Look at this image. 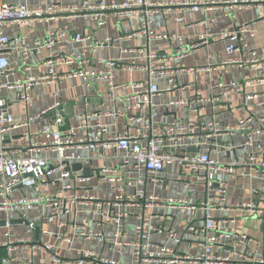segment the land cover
<instances>
[{
  "label": "built area",
  "instance_id": "2783aa9c",
  "mask_svg": "<svg viewBox=\"0 0 264 264\" xmlns=\"http://www.w3.org/2000/svg\"><path fill=\"white\" fill-rule=\"evenodd\" d=\"M62 1V0H60ZM264 4V0H173L169 2H155L153 0H73L69 5L55 3L44 8H30L24 4H13L9 0H0V211L11 212L17 215L23 226L34 233L39 229L37 240L35 235L15 236L13 226L6 221L0 237V264H36L34 252H40L48 258L51 264H61L58 256L56 242H71L72 239L94 240L103 246H129L131 256L129 264H231L232 258L222 255L221 252L233 253L227 250L222 240L235 238L239 244H248L249 238L245 234H236L233 231H222L217 221L212 217L214 211L213 199L199 202L196 205H188L181 201H159L154 195H147L145 191L134 190L126 193L125 187H131L132 182L124 180L121 172L133 170L151 174L150 181L155 182L156 176L161 174L168 165L180 166V174L185 176L186 171L204 184L206 191H215L221 198L226 192L225 186L238 177L246 174L242 167L251 171L260 172L264 178V149L260 144V138L264 131L256 126L257 120L248 117L238 121V128L244 132V141L239 146L243 159L234 158L228 163L211 158L208 152L189 153L188 149L199 148L203 140L214 139L225 130L211 119L206 123L194 124L192 122H180L173 120L165 124H153L151 113L154 111V99L161 93L155 79L166 82L165 92L179 87L177 77L184 70L180 60L186 52L175 51L172 55L140 53L142 64H122L115 60L99 58L96 68L92 67V61L87 52H94L97 48L112 43L111 37L102 41L95 40L90 34L76 33L67 25L59 29L46 31L45 35L27 44L26 36L19 33L22 27H31L37 24L65 19L68 22L76 20L91 21L98 27L104 26L108 18L118 20L137 17L140 21L136 34H143L149 40H168L174 43L178 40L176 35H157L152 32L151 16L155 13H164L173 8L178 10L174 17L178 23L183 22L186 12L214 11L218 9L224 16L234 17L235 10H241L250 6ZM233 11V12H232ZM15 29L13 37L5 33L6 28ZM135 33L128 36L131 38ZM255 32L249 24H234L232 31H223L216 36V40L230 42L225 51L231 55L242 53L247 48V39L253 38ZM207 42L204 36H200L190 45L194 49ZM68 45H79L81 50L67 48ZM124 53H135L136 50H123ZM45 53V73L38 76H27L24 79L16 78L11 82L7 79L16 74L7 56L16 54L25 64L31 56H39ZM226 65H234L239 68L248 67L257 72V78L243 83L230 81L216 85L217 94L204 98L203 101L213 104L221 98H225L230 92L240 93L246 86L254 83H264V59L257 57L254 51L246 56L227 58ZM57 68H65L66 72L56 73ZM26 69H29L28 67ZM127 72H146L148 84L141 82L129 83L131 98L134 103L126 107L132 111L127 118L126 113H119L121 118L135 124L129 126L122 133H112L109 126L98 120H92L96 114L83 112L77 115L74 124L65 129L58 126L61 122V114L56 113L54 127H48L39 131L30 129L29 117L26 121H15L10 113V102L3 96L6 90L17 89L18 100L23 112H28L32 106L30 91L34 87L47 84L60 83L65 78H77L90 84L91 80L104 82L109 90L115 89V70ZM194 74L198 70H187ZM256 99L255 95H245V100ZM184 104L185 102H181ZM264 109V104H258ZM58 103L48 110H56ZM46 110V111H48ZM240 110V109H238ZM46 111L42 112L45 113ZM148 111V116L141 112ZM193 111H196L193 109ZM261 121L264 122L263 119ZM23 130L20 136L22 148L9 149L7 141L13 131ZM97 151L98 158H103L107 150L123 151L121 163L115 168L102 167L99 175L102 181L110 184L115 189L114 198L101 201L95 196L77 191V184L85 183L88 177L74 173L72 165L77 162H88L77 152ZM50 154L49 156H45ZM53 157H50V156ZM137 184H143L142 181ZM189 183H184L188 188ZM51 186L53 190H44ZM26 189L33 195L13 196L16 189ZM254 197L258 193L254 192ZM161 204L168 207H186L190 210L201 209L204 212L203 224L196 227L189 224L188 232L201 248L199 254H181L177 249L156 245L150 241L152 233L167 234L174 245H179L182 238L177 231L155 226L152 222L146 223L143 218L135 226L134 240L126 243L122 240V224L129 216L128 208H151L152 205ZM81 205H89L94 220L108 219L116 224L115 231L92 232L83 227L72 224L74 233L71 237L60 235L64 227L62 218L69 217L75 209ZM107 206L112 213L108 216L102 214V209ZM247 210L252 215L264 218V208H258L254 202L236 204L235 208ZM46 211L40 214L36 222L28 218L29 212ZM43 224L53 225L56 230L50 233L43 229ZM42 236H51L54 243H44ZM215 249L218 253H213ZM88 260L94 264H122L112 259L101 257L98 253L89 250H75L73 264H86ZM244 264H264V258H254Z\"/></svg>",
  "mask_w": 264,
  "mask_h": 264
},
{
  "label": "crops",
  "instance_id": "0c3cea01",
  "mask_svg": "<svg viewBox=\"0 0 264 264\" xmlns=\"http://www.w3.org/2000/svg\"><path fill=\"white\" fill-rule=\"evenodd\" d=\"M13 4H24L30 8H44L55 3L69 5L73 0H9ZM155 2H169L173 0H153ZM233 12V11H232ZM178 10L173 8L164 13H155L151 16L152 32L157 35H176L178 40L170 43L168 40H149L143 34H136L140 27V21L137 17H130L125 20L117 18H108L105 25L98 27L94 22L76 20L68 22L65 19L49 21L47 23L37 24L31 27H22L19 33L26 36L27 44L42 38L46 31L59 29L64 25L76 33L90 34L95 40L102 41L106 37L113 39L112 43L97 48L94 52H87L92 61V67L96 68L97 60L103 58L106 60H115L122 64H142L140 53L149 52L152 54L172 55L179 50L186 52L180 60L184 70L178 75L177 81L179 87L172 91L165 92L166 82L155 79L161 93L154 99V111L151 113L153 124H165L173 120L180 122H192L194 124L206 123L213 119L223 130L219 136L214 139L203 140L197 152H208L211 158L219 160L222 163H228L234 158L243 159L242 151L239 146L244 141V132L238 128V121L253 117L256 126L264 131V109L258 104H264V83H254L252 86H246L240 93L230 92L225 98L218 102L210 104L203 101L204 98L212 97L219 90L216 85L219 83H229L230 81L246 82L254 80L259 75L251 68H239L234 65H226L227 58L246 56L250 51H254L258 58L264 59V4L250 6L233 12L234 17H226L218 9L214 11L186 12L183 22L178 23L174 17ZM234 24H249L255 35L247 39V48L242 53L227 54L225 47L230 43L228 41L216 40V36L223 31H232ZM5 33L13 37L15 29L10 27L5 29ZM135 33L131 38L129 35ZM204 36L207 42L194 49H189L198 37ZM67 48L81 50L79 45H68ZM136 50L135 53H124L123 50ZM45 53L39 56H31L25 64H22L20 57L16 54L7 56L8 62L12 68L16 69V74L8 78L12 81L16 78L24 79L27 76H38L45 73L43 64ZM29 69H26V68ZM198 70L194 74L187 70ZM65 68H57L56 73L66 72ZM148 75L146 72H127L115 70L114 85L115 89L109 90L102 81L91 80L86 84L81 79L65 78L59 84H47L34 87L30 91L32 106L28 112H23L20 101L18 100V90H6L3 92L10 102V113L15 121H26L29 117L30 129L39 131L44 128L54 127L55 114H61L60 129H65L70 124H74L78 114L87 112L96 114L92 120H98L109 126L112 133L124 132L127 127H134L135 124L127 121L133 113L127 111L126 107L134 103L131 98V88L129 83L141 82L148 84ZM245 95H255L256 99L245 100ZM181 102H185L182 104ZM58 103L65 110H48L54 104ZM195 109L196 111H193ZM240 109V110H238ZM48 110V111H46ZM46 111L42 114V112ZM119 113H126L127 118H121ZM143 116H148V111L141 112ZM23 130L13 131L10 140L7 141L9 149L22 148L20 136ZM260 144L264 149V135L260 138ZM194 148V147H192ZM88 162L82 161L74 163L81 166L80 170H74V173H80L89 178L82 184H77V191L86 193L99 198L101 201H108L114 198L116 191L110 184L102 181L99 175L102 167L115 168L121 163L124 156L123 151L107 150L103 153V158H98L97 151L77 152ZM46 154L45 156H49ZM50 157H53L52 155ZM84 169H89V174H83ZM246 174L244 177H238L230 181L226 186V192L222 198L215 191H206L204 184L198 181L193 175L186 171V175L180 174V166L168 165L164 171L156 176V181H150L151 174L146 172H135L126 170L121 172L124 180L132 182L131 187H125L126 193H133L134 190L145 191L147 195L158 197L159 201L173 200L186 202L196 205L213 199L214 211L212 217L217 221L222 231H233L236 234H245L250 240L248 244L241 245L233 238L231 240H222L227 250L233 253L221 252L222 255H228L232 258L231 264H244L254 258H264V218L250 214L247 210L236 207V204L254 202L258 208H264V178L260 172L251 171L247 167L241 169ZM142 181L143 184H137ZM188 182V188H184V183ZM44 190H53L51 186ZM258 197H254V192ZM33 195L26 189H16L13 196ZM89 205H81L75 209L69 217L62 218L64 227L60 235L71 237L74 233L71 225L74 223L92 232H109L116 230V224L108 219L102 220L100 217L94 220L89 212ZM129 216L122 224V240L131 243L134 240L135 226L142 220L148 223L152 222L155 226L164 227L167 230L172 229L178 232L182 241L179 245L171 243L165 232L152 233L149 236L151 242L156 245L177 249L181 254H199L201 248L194 241L187 227L192 224L199 227L203 224L204 212L201 209L190 210L186 207H168L161 204L152 205L151 208L142 207L127 208ZM3 213L9 214L4 217ZM46 211L29 212L28 218L36 222L40 214H46ZM112 211L104 206L102 214L108 216ZM0 221H19L16 214L0 211ZM13 234L24 236L23 233L15 234L14 230L21 223L11 224ZM43 229L50 233L56 228L53 225L43 224ZM4 226H0V237ZM29 235L34 233L27 231ZM44 243H54L51 236H42ZM58 256L62 259L61 264H73L75 260V250H89L98 253L101 257L112 259L122 264L130 263L131 248L129 246H103L94 240L72 239L67 243L64 241L56 242ZM213 253H218L215 249ZM33 255L36 264H51L48 258L40 252H34ZM86 264H94L88 260Z\"/></svg>",
  "mask_w": 264,
  "mask_h": 264
},
{
  "label": "water",
  "instance_id": "95a60500",
  "mask_svg": "<svg viewBox=\"0 0 264 264\" xmlns=\"http://www.w3.org/2000/svg\"><path fill=\"white\" fill-rule=\"evenodd\" d=\"M66 108H57L56 110H58V112H60V110H65ZM56 110L53 112L55 113ZM188 152L189 153H196L197 152V148H190L188 149ZM73 169L74 170H80L81 169V166L79 164H75L73 165ZM83 174H89L90 173V170L89 169H84L83 171ZM15 223H21L20 221H11L10 224H15ZM5 225V221L2 220L0 221V226H4ZM38 234H39V229L38 227L35 228V239L37 240L38 238Z\"/></svg>",
  "mask_w": 264,
  "mask_h": 264
},
{
  "label": "rangeland",
  "instance_id": "374dc122",
  "mask_svg": "<svg viewBox=\"0 0 264 264\" xmlns=\"http://www.w3.org/2000/svg\"><path fill=\"white\" fill-rule=\"evenodd\" d=\"M188 205H191V204H188ZM0 215H1V214H0ZM2 215H4V217H5V216H7V215H9V214L3 213ZM27 231H28V229H27L26 226H18V228H16V229L14 230V233L17 234V235L23 233L24 236H28L29 233H27ZM34 255H37V253H35Z\"/></svg>",
  "mask_w": 264,
  "mask_h": 264
}]
</instances>
